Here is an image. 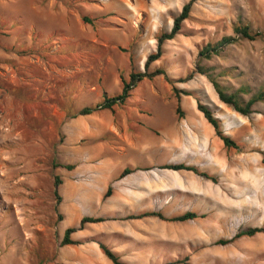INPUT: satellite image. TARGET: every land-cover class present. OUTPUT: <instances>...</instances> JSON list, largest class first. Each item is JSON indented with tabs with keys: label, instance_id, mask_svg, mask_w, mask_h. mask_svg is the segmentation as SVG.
<instances>
[{
	"label": "rangeland",
	"instance_id": "1",
	"mask_svg": "<svg viewBox=\"0 0 264 264\" xmlns=\"http://www.w3.org/2000/svg\"><path fill=\"white\" fill-rule=\"evenodd\" d=\"M192 1L182 32L151 67L166 77L139 84L125 105L78 116L144 72ZM240 25L257 41L200 59ZM211 80L230 95L249 90L239 96L244 105L264 93V0H0V264H113L101 243L125 264H264V234L218 244L264 229V102L243 117L220 102ZM199 103L241 151L225 149ZM179 164L218 183L162 170ZM127 168L177 185L157 213L204 218L175 223L171 242L139 245L129 216L106 214L108 199L93 192ZM74 183L87 194L73 196ZM85 217L107 221L86 225L71 236L79 245L63 247Z\"/></svg>",
	"mask_w": 264,
	"mask_h": 264
},
{
	"label": "trees",
	"instance_id": "2",
	"mask_svg": "<svg viewBox=\"0 0 264 264\" xmlns=\"http://www.w3.org/2000/svg\"><path fill=\"white\" fill-rule=\"evenodd\" d=\"M194 4V1L190 2L186 6H184L182 13L174 19V25L170 33H164L160 36L158 39V46L157 51L150 55L146 61L145 64V70L142 73H132L130 75V81L127 82L124 79H122L123 84V91L122 94L119 96H115L112 98H108L107 96L104 98V102L99 105L97 108L89 107L81 110L78 114L80 117H88L93 115L94 113L102 110H113L118 105H125L127 100L131 97V93L134 89L137 88V86L144 81H152L157 77L164 76L166 77L165 71L162 70H155L151 71V67L154 63L160 61L163 57V47L167 42L173 41L181 32L183 29V24L189 20L190 15L192 13V6ZM84 22L87 24H92V21L89 19H84ZM235 35L236 37H226L223 38L220 42H218L215 45H207L204 47L200 53L199 57L201 60H211L215 56H219L222 51L232 45H235L239 40H245L250 42H255L260 37L259 35L254 34L251 29L247 26L240 25L235 29ZM202 74H204L202 72ZM191 79V78H190ZM211 83L213 84V87L215 91L217 92V95L219 97V100L222 104L225 106L231 108L235 113L243 116V117H249L251 114H253V108L258 103L264 102V93H259L258 95L254 96L249 100L247 104H243L239 96L241 94L246 95L249 94V90L241 89L237 92V94H227L224 89L214 80H211ZM198 110L200 113H202L206 119V121L209 123V125L214 129L216 137L222 142L225 149L227 150H235V151H241V146L238 142L233 140L230 136H227L223 131L221 127V121L215 116V113L210 109V107L199 103L198 104ZM65 170L72 172L75 170L76 167L74 166H66L63 167ZM162 170H168L173 172H190L195 174L196 176H199L203 179H206L208 181H211L215 184L218 183V179L215 177H212L208 175L207 173H202L197 167L195 166H188L186 164H179V165H166L162 167ZM137 171H142L140 169H133V168H127L125 169L122 174L120 175V179H124L129 175L134 174ZM62 182L60 179H56L55 181V189L58 190L60 186H62ZM57 194V192H56ZM113 194V189L110 187L108 189V192L105 195V199H109ZM147 218H157L163 222L166 223H186L191 221H196L200 218L198 214L196 213H186L182 216L175 217V218H167L162 213H143L140 215H134L129 216L126 220H143ZM107 220L103 218H91V217H85L82 219L80 223L79 228L74 229H68L65 233V237L62 243L63 247L67 246H76L79 245V243L74 242L71 240V236L79 231H82L86 225H96L106 222ZM259 234H264V229L255 228V229H248L246 231H242L238 233L233 239L228 241H220L218 244L220 245H229L237 240H240L242 238H254ZM100 248L102 252L105 254V256L113 263V264H125L121 261V258L117 253L112 251L108 246L105 244H100ZM176 264H184L181 262H178Z\"/></svg>",
	"mask_w": 264,
	"mask_h": 264
},
{
	"label": "crops",
	"instance_id": "3",
	"mask_svg": "<svg viewBox=\"0 0 264 264\" xmlns=\"http://www.w3.org/2000/svg\"><path fill=\"white\" fill-rule=\"evenodd\" d=\"M122 172L108 181V189L112 187L113 194L107 200L109 209L106 214L134 216L143 213H155L154 209L160 204L163 197L169 198L171 193L174 192L175 186H177L162 176L145 175V171H137L124 179H120ZM106 186L95 185L96 188L93 192L96 193V201L105 198L108 192ZM96 189H101L102 192L98 194ZM76 194H87V189L84 185L74 183L72 195L75 196ZM122 209L127 211L123 212ZM128 222L129 232L132 234L131 238L145 247H153L163 241L171 242V240H175L173 233L178 228L175 223H166L157 218L130 220Z\"/></svg>",
	"mask_w": 264,
	"mask_h": 264
},
{
	"label": "bare ground",
	"instance_id": "4",
	"mask_svg": "<svg viewBox=\"0 0 264 264\" xmlns=\"http://www.w3.org/2000/svg\"><path fill=\"white\" fill-rule=\"evenodd\" d=\"M173 130H174V129H173ZM173 130H172V131H173ZM172 133H173V132H172ZM177 146H179V145H177ZM177 146H174V147H175V149H178V147H177Z\"/></svg>",
	"mask_w": 264,
	"mask_h": 264
}]
</instances>
